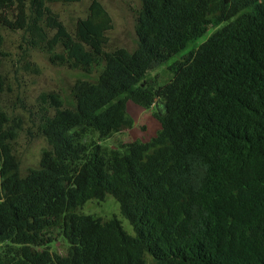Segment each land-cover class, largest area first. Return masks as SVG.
Returning a JSON list of instances; mask_svg holds the SVG:
<instances>
[{
  "label": "trees",
  "instance_id": "1",
  "mask_svg": "<svg viewBox=\"0 0 264 264\" xmlns=\"http://www.w3.org/2000/svg\"><path fill=\"white\" fill-rule=\"evenodd\" d=\"M79 1L0 0V27L43 43L55 65L97 75L75 82L71 108L43 95L53 114L38 134L48 148L25 176L0 107V264H264V0H138L133 51H106L112 24L98 2L72 33L47 7ZM221 24L168 67L171 81H149ZM2 47L0 35V57ZM5 85L0 72V96ZM129 103L154 106L160 130L111 149L106 167L83 133L103 140L131 129ZM108 196L134 237L116 218L78 213ZM52 229L65 255L42 238Z\"/></svg>",
  "mask_w": 264,
  "mask_h": 264
},
{
  "label": "rangeland",
  "instance_id": "2",
  "mask_svg": "<svg viewBox=\"0 0 264 264\" xmlns=\"http://www.w3.org/2000/svg\"><path fill=\"white\" fill-rule=\"evenodd\" d=\"M93 1L98 2L111 19L112 28L106 33L108 40L106 51L117 48L133 51L137 45L135 28L140 10L138 0H80L75 3L47 4V7L72 33L76 21L88 15L89 6ZM224 25L205 27L201 37L189 45L186 51L149 72L147 77L149 81L155 80L158 86L171 81L173 75L168 67L180 60L183 54L196 50ZM0 35L3 38L0 72L6 84L0 96V107L8 115L10 126L17 132L12 146L19 163L20 175L25 176L30 169L38 168L42 151L48 148L45 139L38 134L41 118L45 114L49 116L53 114L51 102L45 103L43 95L54 94L62 101L63 108H71L74 106L72 87L75 82L93 80L97 75L95 73L87 75L51 63L47 47L43 43L38 46L29 45V38L21 31H10L0 27ZM55 52L61 53V49L57 48ZM128 113L134 120V125L129 130L113 134L103 140L91 130H85L83 133L82 144L87 149L93 144L100 146L106 167L109 164L108 156L111 149L122 151L123 147L131 142H147L160 130L154 106L143 109L129 103ZM78 213L92 215L103 221L116 218L128 235L135 236L132 226L120 215L119 205L111 196L102 202L95 200L86 202ZM42 238L52 241L48 248L51 253L58 255L67 253L68 244L58 229L44 233ZM2 248L3 246H0V250Z\"/></svg>",
  "mask_w": 264,
  "mask_h": 264
}]
</instances>
